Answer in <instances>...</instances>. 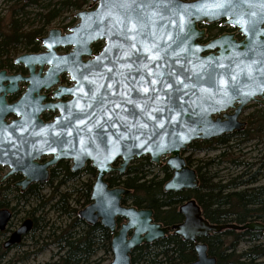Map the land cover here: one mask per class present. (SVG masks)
<instances>
[{"label":"water","instance_id":"water-1","mask_svg":"<svg viewBox=\"0 0 264 264\" xmlns=\"http://www.w3.org/2000/svg\"><path fill=\"white\" fill-rule=\"evenodd\" d=\"M218 2L92 0L93 8L75 12L77 21L67 33L50 29L40 39L47 52L36 56L42 61L49 58L45 61L53 64L47 72H66L74 82L67 90L72 98L57 104L60 115L56 120L26 133L20 121L6 125V112L0 111V165L9 168L3 179L20 172L22 179L14 186L21 191L31 182L46 181V167L58 161L69 160L73 173L86 163L95 169L91 202L77 215L88 225L99 223L111 234L108 264H131L132 250L169 233L194 244L196 258L188 264H216L198 238L226 228L259 231L264 236V223L258 221L209 223L194 199L178 206L181 222L163 226L153 221L151 209L122 205L128 190L110 188L105 181L113 172L122 176L131 161L148 157L151 164L171 171L164 192L195 189L196 172L186 164L182 151L193 141L244 130L246 123L238 116L246 104L264 107V0H233L237 5L234 17L231 11L221 14L215 7ZM221 19L237 27L242 39L223 34L199 44L203 31L198 24ZM97 41H103V46L93 54L90 45ZM58 46H71V50L57 55ZM153 55L159 59H149ZM152 79L172 84V88L157 84L153 93ZM144 87L150 91H141ZM50 154L44 164L34 161ZM9 217L8 210L0 209V230ZM29 224L24 221L3 247L19 243Z\"/></svg>","mask_w":264,"mask_h":264},{"label":"trees","instance_id":"trees-1","mask_svg":"<svg viewBox=\"0 0 264 264\" xmlns=\"http://www.w3.org/2000/svg\"><path fill=\"white\" fill-rule=\"evenodd\" d=\"M90 1L4 0L11 6L6 28L0 26V55L34 47L33 38L44 33L53 22L66 27L75 21L74 17H61L65 11L73 14L87 7ZM31 5L35 6L32 10ZM33 24L37 26L26 32V26ZM248 123L242 131L210 141L197 140L182 151L186 164L196 172L195 189L164 192L163 184L171 177V171L164 165L151 164L148 157L133 160L122 176L112 173L105 181L109 187L123 186L128 190L122 197V205L151 209L153 221L163 226L181 222L177 207L189 199L196 201L202 216L211 224L264 223V181H261L264 180V109L250 113ZM233 135L237 136L236 141L230 139ZM252 141L255 143L250 152L256 154L245 156L240 150ZM195 152L213 154L199 159L193 158ZM56 177V183L48 187V194H41L39 189L23 194L10 188L0 192L1 199L26 198L35 203L26 212L34 220L28 241L18 245L12 254L2 251L0 245V264H26L49 245L47 239H51L57 250L50 253L47 261L37 264H108L111 260L109 231L99 223L88 225L77 215L91 201L95 170L87 165L73 173L61 161ZM49 213L64 218L65 224L50 223ZM43 232L47 234L42 235ZM198 241L206 244L207 253L215 258L216 264H264L262 232L226 228ZM195 258L194 244L171 233L130 253L131 264H188Z\"/></svg>","mask_w":264,"mask_h":264},{"label":"flooded vegetation","instance_id":"flooded-vegetation-1","mask_svg":"<svg viewBox=\"0 0 264 264\" xmlns=\"http://www.w3.org/2000/svg\"><path fill=\"white\" fill-rule=\"evenodd\" d=\"M30 1L32 0H22L24 3ZM89 7L90 6H88V8ZM73 24L74 22L66 27H62L53 22L45 28L44 33L33 38L34 47L22 51H10L11 53L8 52L0 55V98H2V103L0 101V111L6 112L3 118V122L6 125H11L20 121L19 124L24 126V131L26 133L35 132L37 129H44V126L53 123L60 115L57 104L66 103L72 98V95L68 94L67 90L72 87L74 82L71 80L68 73L61 72L55 75L53 73H48L47 70L49 66L53 64L45 61L49 58L42 61L41 56L36 55L47 52V48L43 46L40 39L45 37L50 29H59L61 35H63L68 32ZM35 26H37V24H33L30 27L26 26L25 31L32 30ZM197 27L199 30L203 31V36L197 40V42L202 45L209 43L223 34H233L234 39L237 41L242 39V34L238 32V28L226 24L224 19L212 23L201 22ZM102 46L103 41H97L90 45V49L93 54H96L101 50ZM70 50L71 46H58L55 49V53L57 55H63ZM208 52L211 51H206L205 53ZM85 58L86 57H82V59ZM55 78L56 81H54ZM252 103L255 104L254 106L258 111H261L260 104L255 102ZM249 104L251 103L245 106ZM243 108L240 114L244 112ZM240 114L238 119L244 121L247 127L248 121L241 118ZM247 118L249 119L250 115H248ZM51 157V154L40 155V157L35 158L34 161L41 165L49 161ZM62 161L70 166L69 160ZM60 162L61 161H58L46 167V181L31 182L24 191L14 186L16 182L22 179L21 173L16 172L3 179V176L8 173L9 168L0 165V192L7 188L17 190L20 194L26 193L30 189H48L50 185L56 183L58 164ZM88 164L89 163H86L85 166ZM0 204L3 205L0 209H7L10 214L5 227L0 230V245L2 251L10 252L13 249L16 250L18 245L26 243V240L28 241L27 238L32 233L34 227V220L31 216H28L26 212L31 210V207L35 203L32 199L26 198H0ZM26 220L30 221L28 232L21 236L19 243L4 248V242Z\"/></svg>","mask_w":264,"mask_h":264},{"label":"rangeland","instance_id":"rangeland-1","mask_svg":"<svg viewBox=\"0 0 264 264\" xmlns=\"http://www.w3.org/2000/svg\"><path fill=\"white\" fill-rule=\"evenodd\" d=\"M90 3H91V1H90ZM10 6H11V4L4 3V0H0V18H2V21H1L2 23H0V26L2 27V29H5L6 26H7L6 23H7V20H8V10H9ZM34 7H35L34 5H31L29 8L32 10V9H34ZM85 8H88V6L85 7ZM73 15H74V13L72 14V12H70V11H67V12L65 11L62 14L61 17L70 19L71 17H74ZM254 105L255 104L251 103V104L245 106L243 108L244 112L242 114H240L241 118L246 119L249 122V119L247 118V116L250 115V113H254V112L257 111V108ZM261 109H264V107L261 106ZM240 121H242V120H240ZM234 133H232V134H234ZM230 139L233 140V141H236L237 136L233 135V136L230 137ZM255 141H252L250 144H248V146H246L244 148L242 147L240 152L245 154V156H249V155L253 156V155H255L256 151H251L250 152V150H252V148H253V144L255 143ZM212 154H213V152L212 153L195 152V153H193V158L204 159V158H207V156H210ZM185 155H188V153H186ZM153 171L155 172L156 169L153 170ZM83 178H85V177L83 176ZM92 181H94L93 178H92ZM261 181H264V180H261ZM70 186H71V184H70ZM41 194H48V189L41 190ZM48 217L50 218V223H54L55 226H59L60 224L61 225L65 224L64 218H57L55 214L49 213ZM45 234H47V232L46 233L45 232L42 233V235H45ZM26 242H27V240H26ZM47 242L49 243V245L45 249H43L40 253H38L37 256L34 259L33 258L29 259L26 264H37V263L45 262V261H47L49 259L50 253L55 252L57 250V247L55 246L54 243H50L51 239H47ZM243 247H244V245H241V248H243ZM14 251H15V249L11 250L9 254H12ZM106 262L107 261H104V263H106Z\"/></svg>","mask_w":264,"mask_h":264},{"label":"snow or ice","instance_id":"snow-or-ice-1","mask_svg":"<svg viewBox=\"0 0 264 264\" xmlns=\"http://www.w3.org/2000/svg\"><path fill=\"white\" fill-rule=\"evenodd\" d=\"M215 7L221 10V14H225V13L231 11L233 17L237 15V11H236L237 5L235 3H233V0H221V2H218L215 5ZM251 15H255V13H252ZM238 22L243 23L242 21H238ZM134 28H135V25H133V29ZM132 47L135 48V45H132ZM138 54H139V50H137V55ZM129 55H131V53H129ZM149 59L157 60V59H159V57L153 55V56L149 57ZM178 62L179 61H177V63ZM144 67L147 68V65H144ZM148 75L149 76L153 75L151 69H148ZM164 75H165V73H163V72L160 73L161 77H163ZM169 76H171V74H169ZM85 79H87V78H85ZM89 83L91 84L92 81H89ZM176 83H180V81H176ZM150 84L152 85L151 91L153 93H155L157 91V89L155 88V85H157V84H161L162 87H164V88H169V89L172 88V84H167L163 80L152 79L150 81ZM109 87H111V85H109ZM141 91H143L144 93H148L150 91V89L148 87H144L141 89ZM137 94H139V93H137ZM167 98L172 99L171 95H169ZM157 99H160V98L157 97ZM129 102L134 103V101H129ZM89 107H91V105H89ZM117 107H119V105H117ZM81 111H83V109H81ZM157 111H162V109H157ZM152 118L155 119V117H152ZM81 123H83V121H81Z\"/></svg>","mask_w":264,"mask_h":264},{"label":"bare ground","instance_id":"bare-ground-1","mask_svg":"<svg viewBox=\"0 0 264 264\" xmlns=\"http://www.w3.org/2000/svg\"><path fill=\"white\" fill-rule=\"evenodd\" d=\"M81 170H82V169H81ZM81 170H80V171H81Z\"/></svg>","mask_w":264,"mask_h":264}]
</instances>
